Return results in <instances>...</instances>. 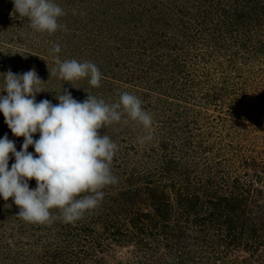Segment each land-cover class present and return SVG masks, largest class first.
I'll return each instance as SVG.
<instances>
[{"label": "trees", "instance_id": "1", "mask_svg": "<svg viewBox=\"0 0 264 264\" xmlns=\"http://www.w3.org/2000/svg\"><path fill=\"white\" fill-rule=\"evenodd\" d=\"M86 1L88 15L76 11L71 25L64 14L67 30L48 34L0 0V58L19 45L27 61L16 73L46 76L57 67L46 49L59 44L60 61H90L101 73L99 87L88 78L66 87L76 100L114 103L126 91L152 125L101 130L118 145L117 183L74 223H28L12 205L16 228L0 231V264H264V161L244 144L239 118L253 64L263 68L264 0Z\"/></svg>", "mask_w": 264, "mask_h": 264}, {"label": "clouds", "instance_id": "2", "mask_svg": "<svg viewBox=\"0 0 264 264\" xmlns=\"http://www.w3.org/2000/svg\"><path fill=\"white\" fill-rule=\"evenodd\" d=\"M14 11L27 17L30 27L40 33L53 34L64 25L58 18L65 13L54 0H13ZM57 67L50 76L69 83L88 78L92 87H99L101 73L90 61H60L54 54L59 44L49 50ZM4 87L0 93V112L15 137H23L20 151L7 134L0 138V197L12 198L18 206L17 216L33 224H51L62 218L74 223L85 212L95 209L104 197L103 189L117 183L112 162L118 145L101 130L113 124L127 125L129 120L150 129L152 116L134 94L121 92L114 103L88 94L78 101L62 87L53 104L37 94L44 92L42 81L33 68L22 74L11 70L3 73ZM39 134L38 139L34 135ZM152 139L151 133L139 137L141 144ZM34 147V153L29 147ZM10 154L15 162L9 169ZM36 181L30 188L29 181ZM58 210L54 216L52 210Z\"/></svg>", "mask_w": 264, "mask_h": 264}, {"label": "rangeland", "instance_id": "3", "mask_svg": "<svg viewBox=\"0 0 264 264\" xmlns=\"http://www.w3.org/2000/svg\"><path fill=\"white\" fill-rule=\"evenodd\" d=\"M54 2H59L65 6V20H67V22L71 25L74 24L72 18L77 15L76 11H83L86 13V15H88V13H90L91 11L90 4L86 0H54ZM88 19V16L82 18L83 22H87ZM28 40L30 41V43H34L32 44V46L39 44L36 42L33 36L30 37ZM41 45L43 44H40L39 46ZM19 47L21 46L14 44L11 48V53L15 54H8L10 52L7 51V54L1 56L2 58H0V91H2L4 87L3 73H6L8 70H11L14 74H18L16 73V69H14V66L16 67L18 64L19 66L26 65V58H23L21 53H18L20 51ZM4 48L6 47L0 44L1 54L5 53V50H3ZM43 48L44 47H42L40 50H43ZM49 48L51 49V47L48 46V49L46 50L48 51ZM47 54V61L56 62L53 55L50 54V51H48ZM253 65L255 66V69L253 72H251L248 79L249 81L251 80L256 84L253 87V91L251 92L247 104H245L244 106V113L239 118L243 120L244 126L247 127L248 139H246L244 144L248 145L250 150L254 152L253 154H257L259 158H262V161H264V63L262 69L257 68V63ZM36 72L38 73L39 70H36ZM42 74V72H39L37 75L42 81L45 82L41 86L45 91L37 94L36 100L37 102H40L41 100L48 99L55 105L59 103V101L55 98V94H59L62 91V87H71V85L59 79L58 77L50 76L47 73H45L46 76H42ZM66 89H68L69 91V88ZM69 92L73 96V90ZM0 94L6 95L7 93L4 92ZM5 134H7L9 140L15 142L17 151H20L24 138L15 137L12 134L11 130L4 122L3 113L0 112V138H3ZM38 138L39 134H35L34 139ZM28 151L34 153V147L30 146ZM14 162L15 159L10 154L9 169L11 168V165ZM31 184L32 182H29V186H31ZM12 205H14L12 198H9L8 201H5L2 197H0V231L5 228V232L7 233L11 227L16 228L15 224L17 221V217L15 219V215L12 214V211H14V209L11 210L13 208ZM15 211L19 212V209L16 208Z\"/></svg>", "mask_w": 264, "mask_h": 264}]
</instances>
